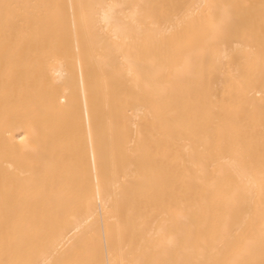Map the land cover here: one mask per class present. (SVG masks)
<instances>
[{
    "label": "bare ground",
    "instance_id": "obj_1",
    "mask_svg": "<svg viewBox=\"0 0 264 264\" xmlns=\"http://www.w3.org/2000/svg\"><path fill=\"white\" fill-rule=\"evenodd\" d=\"M149 71L159 189L106 169L86 94ZM0 264H264V0H0Z\"/></svg>",
    "mask_w": 264,
    "mask_h": 264
},
{
    "label": "rangeland",
    "instance_id": "obj_2",
    "mask_svg": "<svg viewBox=\"0 0 264 264\" xmlns=\"http://www.w3.org/2000/svg\"><path fill=\"white\" fill-rule=\"evenodd\" d=\"M92 54L98 56V53ZM144 54L146 50L141 56ZM85 81L95 146L100 148L106 169L124 173L136 170L145 178L142 181L145 186L154 184L159 189L163 179L164 142L160 74L145 72L136 87L133 77L124 72L114 75L91 72L85 75ZM141 106L144 111L134 114ZM55 124L53 152H65L66 145L74 149L79 128L70 122V115ZM81 125L85 136L83 118Z\"/></svg>",
    "mask_w": 264,
    "mask_h": 264
}]
</instances>
